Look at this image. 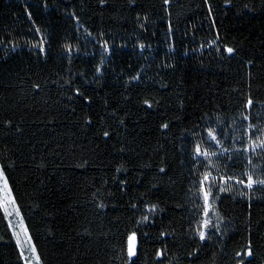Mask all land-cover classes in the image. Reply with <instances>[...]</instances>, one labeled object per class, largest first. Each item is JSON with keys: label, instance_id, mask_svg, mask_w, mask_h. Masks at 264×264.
Instances as JSON below:
<instances>
[{"label": "trees", "instance_id": "obj_1", "mask_svg": "<svg viewBox=\"0 0 264 264\" xmlns=\"http://www.w3.org/2000/svg\"><path fill=\"white\" fill-rule=\"evenodd\" d=\"M261 106L264 0H0V165L40 264H264V185L193 235L186 144ZM0 264H24L2 208Z\"/></svg>", "mask_w": 264, "mask_h": 264}, {"label": "snow or ice", "instance_id": "obj_2", "mask_svg": "<svg viewBox=\"0 0 264 264\" xmlns=\"http://www.w3.org/2000/svg\"><path fill=\"white\" fill-rule=\"evenodd\" d=\"M170 0H164V4L168 5ZM39 31V29H37ZM91 35V33H89ZM209 43H213L210 41ZM33 48H38L40 53H44L46 51L44 42L41 41L39 44L31 45ZM101 47L104 48V51H108V44L107 41H104ZM141 48L144 45H140ZM66 49L70 50V46L66 45ZM223 51L229 55L234 53V49L232 47L224 46ZM103 63V61H101ZM97 72L101 71V68L97 66ZM133 79H137L134 77ZM67 83V81H66ZM35 88H39V85H34ZM77 94H79V90L77 89ZM144 103L151 107V104L148 100H145ZM254 101L249 96L246 101L243 103V109L249 110L253 106ZM241 117L243 120L248 121L250 119L249 115H245L244 112H241ZM210 119V118H209ZM217 124L222 123V119L219 115L216 116ZM259 123V122H258ZM235 124V121H233ZM163 128H167L168 125H162ZM252 130H255L259 133L253 139L251 135L248 133ZM109 133L105 132L104 136H108ZM195 138L197 136L196 133L192 134ZM243 135L247 136V144L243 148V152L247 153L249 150L255 152L259 149L261 152H264V125H254L248 124L247 128L244 130ZM207 137L211 141L215 142L217 145H221L219 153L209 151L207 148L202 147L203 140L199 142H194L192 147V158L194 161L193 167L195 168L196 163H199L196 160V157H204V159L208 162L205 165V171L201 174H197L193 172L194 175H198V179L194 181L198 186L195 191V195L201 201V203H197L195 205L196 209L200 212V219L195 222V227L193 229V235L198 236L201 241H204L209 238L208 229L215 227L217 231H219V225L214 224L211 216L217 215L218 212L215 210V202L219 199L217 195V189L219 193H232L236 191L235 186L239 185L242 186V189L238 192V195L241 197L248 196L249 193L245 192L243 189H253L254 185H264V169H260L259 165L253 163L251 159H248V164L251 167L246 168L243 170L240 176L236 175H221L219 174V168L221 167L218 163H216L212 158L219 156L223 157L228 155L229 160L233 159V153H230L228 148L222 147V141L218 138V134L212 128L207 129ZM240 137H234V139H239ZM241 153L240 149L235 150V155L239 156ZM10 166V165H9ZM227 167V165H225ZM215 168L217 169V175H213V172L209 169ZM119 171V169H117ZM161 172L165 170L163 168L160 169ZM250 198V197H249ZM105 205L103 203L99 204L98 207L103 208ZM135 207V205H133ZM156 205H146V208L149 212H154L156 210ZM0 208H3L4 213L7 217H11L15 215L19 217L17 224L14 226L11 221H9L8 227L13 229L12 235L16 240V245L20 249V256L24 260V264H40V257L37 255V250L35 246L32 244L31 237L28 235V230L24 225L23 218L20 217V210L17 206L16 200L13 197L11 188L9 186V181L5 175L4 166L0 165ZM144 220L148 219V216L143 217ZM19 229L18 231L15 229ZM164 235V233H161ZM23 237V238H22ZM136 245H137V234L136 231H132L127 234L126 237V250L127 255L132 257L136 254ZM27 253V255H26ZM157 257L162 255L161 251H157ZM248 255L251 256L252 252L250 250Z\"/></svg>", "mask_w": 264, "mask_h": 264}, {"label": "rangeland", "instance_id": "obj_3", "mask_svg": "<svg viewBox=\"0 0 264 264\" xmlns=\"http://www.w3.org/2000/svg\"><path fill=\"white\" fill-rule=\"evenodd\" d=\"M77 27L79 28L80 26L77 24ZM82 33L85 32V30L83 28H81ZM102 45V44H101ZM101 45H99L100 48V52L103 54H107L109 52V48L108 51L105 52L104 48L101 47ZM248 115V114H245ZM233 121H235V124H233ZM228 121V122H224V119H222V123L217 124L216 118L215 119H208L205 121L204 125L199 129L196 130L194 133L197 134V136L194 138L193 135H190L189 138L187 139V151L189 153V155L192 158V147L194 142H199L200 140H203V144L202 147L207 148L209 151H213V152H217L219 153L220 151V147L221 145H217L215 142L211 141L210 139H208L207 137V129L208 128H212L216 131V133L218 134V138L222 141V147L228 148L230 150V153H233V159L229 160L228 155H225L223 157H213L212 159L218 163L221 167L219 168V174L221 175H236V176H240L241 173L243 172V170H245L246 168L251 167V165L248 164V159H251L253 161L254 164L259 165L260 169H264V152H261L259 149H257L255 152L249 150L247 153L243 152V148L245 147V145L247 144V136L243 135L244 130L247 128L248 124H254V125H264V106L259 107L257 114H256V122L252 123L251 119H249L248 121H245L242 119L241 114L239 116V118H235L234 120ZM259 122V123H258ZM248 135H251L253 137V139H255V137L257 135H259L258 132H256L255 130H252L248 133ZM234 137H240L239 139H234ZM240 149L241 153L239 156H236L235 150ZM196 160L199 163H196L195 168L193 167V172H196L197 174H201L203 171H205V165L208 163L204 157H196ZM192 165H194V161L192 158ZM225 165H227V167H225ZM236 166H241V169L236 168ZM213 172V175H217V169L212 168L209 169ZM196 176V180L198 179V175ZM196 184V183H195ZM197 184H196V188H197ZM256 186H261L259 184L254 185L253 189ZM236 191L232 192V193H219L218 189L217 191V195L220 197L224 194H233V195H238V192L242 189V186L236 185L235 186ZM251 189V190H253ZM245 192H249L251 190L249 189H243ZM217 201L215 202V210L216 212H218L217 210ZM199 202L201 203V201L199 200ZM3 210V208H2ZM4 212V210H3ZM5 214V213H4ZM6 216V215H5ZM21 217V215H20ZM201 217L199 216L198 219H200ZM7 222L9 224V221H11V223L15 226L17 224V221L19 219V217H16L15 215L11 216V217H7ZM211 219L213 221L214 224L219 225V231L216 230L215 227L209 228L208 229V235L209 239H217L219 236V232L223 230L224 226H225V221L222 220V218L220 217L219 213L218 216L217 215H212ZM195 227V224H194ZM11 232H13V229H10ZM15 230H19L18 228ZM23 238V237H22ZM15 239V238H14ZM204 240V241H206ZM16 242V240H15ZM19 249V248H18ZM20 251V249H19ZM27 255V253H26Z\"/></svg>", "mask_w": 264, "mask_h": 264}, {"label": "water", "instance_id": "obj_4", "mask_svg": "<svg viewBox=\"0 0 264 264\" xmlns=\"http://www.w3.org/2000/svg\"><path fill=\"white\" fill-rule=\"evenodd\" d=\"M135 256V255H134ZM134 256H132L131 258H133Z\"/></svg>", "mask_w": 264, "mask_h": 264}]
</instances>
